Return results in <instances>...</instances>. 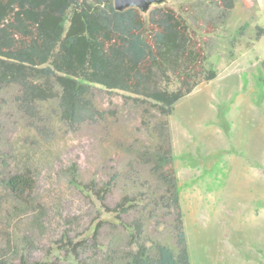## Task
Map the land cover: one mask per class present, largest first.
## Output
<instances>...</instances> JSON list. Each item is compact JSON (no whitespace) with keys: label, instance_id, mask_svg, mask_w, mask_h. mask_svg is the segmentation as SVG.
I'll return each instance as SVG.
<instances>
[{"label":"rangeland","instance_id":"374dc122","mask_svg":"<svg viewBox=\"0 0 264 264\" xmlns=\"http://www.w3.org/2000/svg\"><path fill=\"white\" fill-rule=\"evenodd\" d=\"M166 4L187 19L207 64L217 69L214 79L200 82L168 117L190 264H264V0H236L224 13L211 0ZM259 26L263 32L256 39ZM94 91L100 107L118 110L123 138L148 141L138 111L124 103L125 92L98 85ZM14 93L2 91L0 149L8 163L1 172L31 168L37 185L30 207L0 188V264H75L67 240L87 237L98 217L108 216L85 185L114 170L131 177L127 156L100 141L94 123L69 130L55 100L38 104L50 119V133L39 136L16 109ZM71 163L77 164L80 185L70 182ZM144 168L137 170L144 174ZM158 221L148 233L172 244L165 220ZM100 229V243L116 235L124 243L123 233Z\"/></svg>","mask_w":264,"mask_h":264},{"label":"trees","instance_id":"16d2710c","mask_svg":"<svg viewBox=\"0 0 264 264\" xmlns=\"http://www.w3.org/2000/svg\"><path fill=\"white\" fill-rule=\"evenodd\" d=\"M235 2L211 0L223 13ZM257 28L256 39L263 32ZM229 56L234 57L232 50ZM216 75L187 19L170 5L154 6L143 15L132 7L117 11L112 0H0V105L2 91L14 88L16 109L36 134L46 137L50 119L38 104L55 100L60 122L71 131L96 124L100 141L123 152L133 173L124 178L114 170L105 180L86 183L108 216H99L87 237L67 240L75 264H190L168 117L178 101ZM94 85L127 94L124 103L138 111L147 142L120 135L118 110L97 104ZM7 163L0 149V188L30 207L37 185L33 170L2 174ZM67 171L70 182L80 185L77 164ZM121 179L123 187L114 198ZM159 219L165 220L161 223L172 244L148 233ZM101 227L123 233L124 243L117 235L100 243ZM20 264L47 263L21 259Z\"/></svg>","mask_w":264,"mask_h":264},{"label":"water","instance_id":"95a60500","mask_svg":"<svg viewBox=\"0 0 264 264\" xmlns=\"http://www.w3.org/2000/svg\"><path fill=\"white\" fill-rule=\"evenodd\" d=\"M168 0H112L113 8L117 11H123L127 8H136L143 15H147L148 11L154 6L166 4Z\"/></svg>","mask_w":264,"mask_h":264}]
</instances>
